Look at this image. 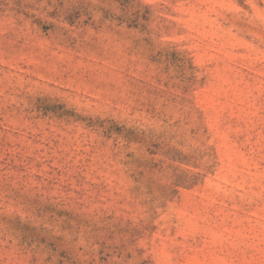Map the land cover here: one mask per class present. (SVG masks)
<instances>
[{"label": "rangeland", "instance_id": "374dc122", "mask_svg": "<svg viewBox=\"0 0 264 264\" xmlns=\"http://www.w3.org/2000/svg\"><path fill=\"white\" fill-rule=\"evenodd\" d=\"M0 264H264V0H0Z\"/></svg>", "mask_w": 264, "mask_h": 264}]
</instances>
